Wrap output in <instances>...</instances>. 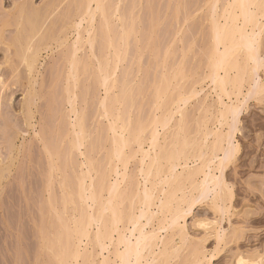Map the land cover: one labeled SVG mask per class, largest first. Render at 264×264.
<instances>
[{"label": "rangeland", "instance_id": "1", "mask_svg": "<svg viewBox=\"0 0 264 264\" xmlns=\"http://www.w3.org/2000/svg\"><path fill=\"white\" fill-rule=\"evenodd\" d=\"M80 1L0 0V264L61 263L59 252L54 253L59 250L55 241L63 239L60 241L61 245L59 244L62 247L67 232L71 231L72 224L78 220L76 218L81 216L80 205L83 204L77 200V196L73 199L72 195L78 191L79 177L82 178V174L87 172L86 165L83 166L86 159L92 158L97 170L103 169L100 172L109 174L108 180L115 182L114 172L109 171L112 168L108 165L114 137L110 130L111 124L119 121L118 126L122 123L129 125L131 129L132 125L144 126L151 122L153 117L160 116L162 111L155 110L158 105L155 102V95L159 90L157 86L161 85V80L166 75L170 78V75H174L180 68L184 70V74L175 80L174 76L172 77L174 81L171 79V96L177 97V93L185 91V94H188L193 91L190 101L183 107L190 140L196 138L200 139V142L195 139L196 142L202 143L203 137L196 134L200 132L199 123L202 119H210L207 120V126L209 130L213 129V133L217 131L228 134L227 132L237 126L232 135L238 152L223 176L231 189L224 205L229 208L228 212H223L224 215L217 212L210 201L212 195L204 202L194 205L186 220L180 221L186 228L183 231L188 239L186 246L180 254L178 253L181 257L170 261V264H187L186 258H189L195 249L206 253V256L203 255L211 261L210 264H248L239 262L238 258L244 255L250 258L264 255V92L256 94L257 91L253 89L254 82L257 87L264 85V67H261L264 61V19H260V27L256 28L260 46L255 51L257 56L253 64L258 68L254 72L255 81L248 80L239 97L236 98L233 89L231 95L234 96L232 95L231 100L224 97L226 105L238 104L241 112L236 118L232 116L234 120L229 117L226 122L230 125L224 123L226 126H220L219 98L213 84H210V79L206 78L210 74V44L214 43L212 17L220 14L221 18L230 0H103L110 17L111 37L116 47L118 46L120 60L113 57L114 49H107V34L104 33V20L100 12L93 23V28H98V32L96 30L94 34V48L89 47L87 39L90 23L82 21L83 18L80 17ZM92 6L95 8L96 4L93 3ZM214 11H217V15ZM36 20L41 27L44 25L40 34L43 32L45 39L41 40L43 37L38 34L32 41L34 46L41 47V51L38 62L30 68L22 61L23 58H20L23 52L21 48L25 45L26 37L31 33V26ZM220 22L224 23V19L221 18ZM242 23L243 20H240L239 25L242 26ZM125 30L130 32L125 38L126 41L123 39ZM78 35L82 37L83 47L78 52V59L81 61L80 76L78 82L74 83L73 80L69 81L68 59ZM110 57L117 60V65H114L117 69L108 66L116 69L113 77V70L109 69L112 83L110 80L108 85L110 84L109 89L112 90L108 96L101 86L98 69L100 61L106 63L107 59L111 60ZM112 60L111 63L116 64ZM67 85H70L69 88ZM68 89L70 91H67ZM71 89L75 97L71 95L70 98H75V105L69 100L68 92H71ZM105 95L108 98L107 107L108 103L113 105L112 107L109 104L111 107L108 109L114 108L113 113L110 112L116 116V120L115 117L104 116L106 110L102 102L106 99ZM168 100L165 103L170 102ZM73 108L83 117L85 124L86 138L80 150L73 149L76 139L72 125L76 118L72 113ZM114 111L117 112L115 115ZM118 115H121V123ZM203 117H206V120ZM215 118L219 119V123ZM179 119L180 115H176L171 129H159L162 144L172 140L174 126ZM151 131L152 128H149L145 137H149ZM200 134L202 136V133ZM209 141L213 142V138ZM223 145L225 148V144ZM137 148L134 146L133 151ZM144 149L151 152L148 143ZM130 152L131 149L129 154ZM222 153L218 154V160L223 158L225 152ZM140 154L129 160L127 169L121 165L117 168L121 173L128 175L126 182L129 183L123 184V189L128 186L129 191L134 192L137 184L140 183V188L143 186V179L139 174L142 159ZM210 156L206 158L209 159ZM145 162L147 163L148 159ZM189 166L193 169L202 165L201 161H192ZM114 167L116 168L115 165ZM179 171L182 169L179 168ZM215 174L220 175L219 172ZM93 176L96 178L95 172ZM222 205L221 203L220 206ZM128 206L127 201L123 207L127 209ZM158 222V219L154 221ZM152 226L157 228V224ZM152 226H148L147 230H152ZM216 230H219L220 234H226L227 238L221 244H218ZM95 231L94 228L92 232ZM176 233L178 234L177 231H162L159 237L172 239L171 247L179 248L180 236ZM127 234L129 235V232ZM51 242L56 246V251L52 249L54 252L50 250ZM131 242L134 243L135 239L131 238ZM86 248L90 253L92 248L83 244L82 251ZM123 249L124 246L120 247V251ZM93 250L95 264H100L103 256L114 259V256L106 251L101 256L98 248ZM110 250L113 252L114 248Z\"/></svg>", "mask_w": 264, "mask_h": 264}, {"label": "bare ground", "instance_id": "2", "mask_svg": "<svg viewBox=\"0 0 264 264\" xmlns=\"http://www.w3.org/2000/svg\"><path fill=\"white\" fill-rule=\"evenodd\" d=\"M104 2L103 0H81L78 4V7L82 8V11L80 10V8H78L79 13L82 14L80 16L83 18L82 21H87L90 23V29L88 32L89 38L87 39V43L90 45V48H94V41H96V36L94 34H96L95 31L98 28L96 27L95 30V28H93V23L97 13L100 12L104 20V33L105 35L107 34L105 37H107L108 39H106V45L108 44L107 49H114L113 57L115 56L117 60H120V54H118V46L116 47L114 39H112V32H110V29L112 27L109 25L110 17L107 14ZM93 3L96 4V7L94 6L95 8H93L92 6ZM216 12L214 13L215 15H217ZM219 15L212 17V41H214V43L212 42L213 45L210 44L211 47H213L212 49L210 47L209 51L210 58L208 61V68L210 70V74L207 75L208 78H206L207 76L205 78L210 79V84H213L216 95L219 98L218 102H220V107L218 114L220 119V126H224V123H226V125H230L228 124V122H226L228 121V119H230V116L231 120H234L232 116L236 118L241 112V107L238 104L226 105L224 102V97L226 96L225 98H229V100H231V97L234 96L233 94V96L231 95V93H233V90H235L236 92L234 93L236 94V98L239 97L241 95L242 89H245L244 86L245 84H247L248 80L255 81L253 78L255 76L254 72H256L258 68L253 64L255 63L257 56L255 51L259 49L258 47L260 46L259 34L256 33V28L260 27V19H264V0H230V2H228V7L225 9L224 13L221 16V18L224 19V23L220 22L221 18ZM72 17L73 16H71V18ZM77 17H79V15ZM240 20H243L242 26L239 25ZM43 23L44 22H42V24ZM30 26L28 29L32 27V31L31 29L29 30L31 31V33H29V35L27 34L28 36L26 37L27 40L26 43H24L25 45L23 44L24 46H22L21 40L19 43H21V46L23 47L21 48L23 52H21L22 56H20V58H23L22 61H24L30 68H32V65L38 62L37 59H39V51H41V47L34 46V42L32 41L36 36H38V34H40L44 25L41 27L40 24L38 25L37 21L33 26ZM25 30L27 31V29ZM42 33L40 35H42ZM114 33L116 34V32ZM123 33V39L125 40L130 32L128 30H125ZM78 36L79 37L77 38V40H75V44H73V52L68 59V63L70 64V68L68 69V76L70 79L69 81L71 82L73 80L74 83H77V80H79V67L81 65V61L80 59H78V52L83 47L82 37L80 35ZM42 37L41 40L45 39L44 35H42ZM110 59L112 60L111 57ZM107 60L108 62H110L109 65L108 62H103L105 63L103 64L101 63L102 61H100V64L98 63V70L99 74L101 75V86L104 87L106 94L109 96V93L112 89H109L110 84L108 85V83H112V80L110 79L111 71H109V69L111 68H109L108 66L114 67V65H117V60H114L116 64L113 62L111 63V60L109 61V59ZM251 65H253V67ZM261 67H264V61L261 63ZM116 69H111L113 70V72L111 73L114 74V70ZM112 74L111 76L113 77L116 73L114 75ZM183 74L184 70L182 71L180 68V70H177L174 75H170V78H168L166 75V77L162 79L163 81L161 80L162 83L161 85H159L160 87L157 86V89L159 90L157 92V95H155V102H157L158 105L155 110L162 111V114H159L160 116L156 117L154 115L155 117L152 118L153 120L151 119V122L149 121L147 125L144 126L142 124H137L139 126L135 124L136 126L133 127L132 125V128H134H131L132 130L129 129V125L125 126L121 123L122 118H119L121 115H118L121 126H118L119 121H115L111 124L110 130L114 135L113 148L111 154L108 157L109 160H107L109 161L108 165L112 168L109 171L114 172L113 174L115 175V182L111 183L110 180H108L109 174H106V176L105 174L101 173L103 169L100 170V172L98 171L100 169L98 167L99 169L97 170V165L95 166V161L92 158L90 159L88 157L86 159L83 166L86 165L87 172L85 175L82 174V178L79 177L80 181L78 183V191L76 190L78 194L76 193L72 195L73 199L74 196H77V200L79 199V202L83 204L80 205L81 216L76 218L78 220L74 221V224H72L73 227L71 228V231L67 232L66 241L65 243L63 242L64 244L62 243V247L60 246V241H62L63 239L56 241L54 240L55 242H57V246L59 249L58 251H56V249L54 248L56 247L55 243L51 242L50 244L52 245L50 247V250L55 249L56 252H54L53 250L52 251L56 254H58L57 252H59L58 257L61 258V261L59 260L61 262L60 264H82L83 261V264H95L96 262H93V249L96 248L100 250L101 256H103L105 251L108 252L109 255L114 256L113 260L110 258V256H103L100 264H170V261L172 262V260L174 261L175 258L181 257L178 255L180 254V251L186 246L185 244L188 239L186 238V234H184L183 232L185 225L182 226L180 221L181 219L186 220V217L188 216V214H190L194 205L198 204L199 202H204L209 198L210 195H212V200L210 201L213 203L212 205H214V208L217 209V212H219L220 214H222L223 212H228L229 208L225 207L224 205H226L227 203V197L228 195H230L229 192H231V189L229 188L228 183L225 181L223 176L225 169L228 167V165H230V163L233 161V158H235V155L238 152V146H235L233 144V141L235 139L232 135V133H234V129L236 131L237 126H234V129L232 128L233 130L227 132L228 134H222L223 132L219 133L217 131L216 133H213V129L211 128L212 130H209V126H207V124L209 123L207 120L210 119L206 120V117H203L206 121L202 119V123H199L201 127L198 124L200 130H197L198 132H200L196 134L200 135V137H203V140L201 141L202 143H204H198V141L200 142V139L196 138L190 140V135L187 134V123L185 122L186 115L184 114L183 107L188 104L187 102L190 101L191 94L193 95V91L191 93L187 91L188 94H185V91L183 90L184 93H177L175 95L177 97H173V95L171 96V94L173 93L171 92L173 90L171 86L172 80H175V78L179 77L181 78V76L183 77ZM0 83H2V80L0 81ZM254 83L256 86V82ZM255 86H253L254 91H257L255 93L263 94L262 92H264V85H261L260 87L256 86L257 88ZM254 87L256 88V90ZM230 88L231 90H233H229ZM67 91H70V89H68ZM72 92L73 91L71 89V92H68L70 93L68 96L70 102L75 105V98H70L72 96L75 97V93ZM105 97L106 99H103L102 102L103 108L104 110H106L104 116L106 115V118H109L110 116L115 117L116 120V116L112 115L114 108H112V110L111 108H109L110 110L108 109V107H113V105H111L112 103H108L107 107L108 98L106 95ZM167 99H169L170 102L165 103ZM167 103L168 106H166ZM109 104L111 106H109ZM76 111L77 110L73 108L72 113H74L76 116L75 121L72 124L73 131L76 135V139H74L75 141L73 140V149L80 150L84 145L86 131H84V119L82 116L78 115ZM116 113L114 111V115ZM176 115H180V119L174 126L175 131L172 134L173 138H171L172 136L170 137L172 139L170 142L172 143H166V138L164 140L165 143L162 144L159 129H162L164 131H166L167 128L168 130L171 129V123ZM219 119H216V121H218ZM149 128H152L150 136L145 137ZM200 133H202V136ZM211 138H213V142H208V140H211ZM195 139L198 141L196 142ZM192 140H194L195 142H193ZM146 143H148L149 147L151 148L150 153L146 152L144 149ZM223 144H225V148ZM134 146L138 147L137 150L135 149L136 151H133ZM130 149L132 152H130L129 154ZM207 151L209 152V155H211L209 159L206 158L207 156H209L207 154ZM210 151L212 153H210ZM220 152H223L222 154H224L225 152V154L223 155L222 159L219 158L218 160V154ZM139 153L142 154L139 174L143 179V186L140 188V183L137 184L135 187L136 191L132 192L129 191L128 186L127 188L124 187L123 189L122 185L125 183H129L126 182L128 175H126L125 172L121 173L120 171H118V169L119 165H121L124 169H127L126 167L129 163V160L137 157L136 155ZM80 154L81 156H85L83 153ZM146 159H148L147 163L145 162ZM192 161H201L202 166L192 169V167L189 166L190 162ZM112 165L113 167L115 165L116 168L114 167V169ZM179 168H181L182 171H179ZM94 172L97 175L96 178H94L93 176ZM216 172H219L220 175L217 176L215 174ZM71 190L73 191L74 189ZM72 196L70 197L72 198ZM75 200L73 202H75ZM127 201L129 202V206L127 209H124V203H126ZM221 203L223 204L222 206H220ZM81 206H83L84 208H82ZM224 213L222 215H224ZM158 216H160V218H157ZM156 218L159 221L158 223H154V221L157 220ZM153 224H157V228L154 229V227L152 226ZM123 226L124 229H122ZM148 226H152L153 229L148 231ZM94 228L96 229L95 233L92 232ZM162 231H177L178 234H176L180 236L179 248L171 247L173 241L172 239H170V241L169 239H165L164 237H159ZM128 232L129 235L127 234ZM221 234L219 230H216V236L219 240L218 244H221V242H223L225 238H227L225 232ZM58 238L59 236H57V239ZM131 238L135 239L134 243L131 242ZM45 244L46 246L49 245L47 244V241ZM83 244L89 245L93 251L91 250L89 251L90 253H88V246L86 249H84V251H82ZM122 246H124V249L123 251H120V247ZM112 247L114 248L113 252L110 250V248ZM201 251L200 249H195L192 254L190 253L191 256H189V258H186V261L188 260L187 264H206L207 262H209L205 258L206 253H201ZM55 257L57 258V256ZM203 257L205 259H203ZM238 259L239 262L243 261L248 264H264V255L258 256L256 258H250L244 255L240 256ZM204 260L206 261L203 262ZM210 263L211 261L207 264Z\"/></svg>", "mask_w": 264, "mask_h": 264}]
</instances>
